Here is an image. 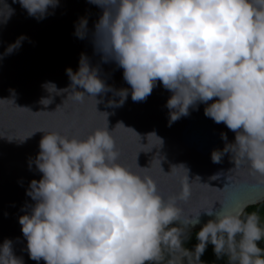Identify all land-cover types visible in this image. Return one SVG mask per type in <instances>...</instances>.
<instances>
[{
	"label": "clouds",
	"instance_id": "clouds-1",
	"mask_svg": "<svg viewBox=\"0 0 264 264\" xmlns=\"http://www.w3.org/2000/svg\"><path fill=\"white\" fill-rule=\"evenodd\" d=\"M87 2L99 8L98 19L89 28L88 16L80 17L74 35L90 41L100 62L93 65L82 53L78 69H66L68 87L42 84L48 93L39 101L43 106L65 97L54 111L36 112L54 117L48 126L25 136L0 128V138L21 144L43 133L38 154L28 161L29 169L34 165L42 175L30 182L26 195L34 203L25 205L26 214L19 217L27 242L23 250L37 264H204L201 257L210 244L227 264H264L258 244L264 224L248 211L264 202V0ZM18 3L39 22L55 14L60 0ZM9 9L0 23L14 13ZM26 39L18 37L0 59ZM100 63L122 69L130 87L108 85ZM158 85L171 94L165 105L168 126L203 104L206 117L235 134L229 142L222 132L225 146L211 153L213 163L227 155L234 165L223 189L201 183L199 176L190 181L184 164L165 172L159 152L150 166L141 167L139 154L162 148L163 139L152 132L142 144L122 122L110 129L109 113L97 108L103 102L98 96L111 92L106 106L119 108L129 95L134 102L145 101ZM4 102L15 105V92L0 99V113ZM120 128L140 137L134 161L116 134ZM208 189L215 194L208 195ZM202 215L212 219L189 250L185 242ZM0 264H25L10 239L0 244Z\"/></svg>",
	"mask_w": 264,
	"mask_h": 264
},
{
	"label": "water",
	"instance_id": "water-1",
	"mask_svg": "<svg viewBox=\"0 0 264 264\" xmlns=\"http://www.w3.org/2000/svg\"><path fill=\"white\" fill-rule=\"evenodd\" d=\"M8 6L14 13L6 23H0V54L21 35L28 39L22 42L18 51L0 59V99L12 98V91L15 92V105L4 102L5 109L0 113V128L7 134L25 136L48 126L54 118L47 113L36 112L54 111L65 98L57 96L53 104L43 106L39 101L48 93L42 88V84L50 81L57 88L68 87L70 79L66 69L76 71L82 53L90 58L93 65L100 62L90 41L81 40L74 35V25L80 17L87 15L89 28H92L100 10L87 0H60L55 14L38 22L28 16L18 0H0V15L6 17L9 14ZM100 69V76L108 85L115 89L130 87L123 80V70L115 64L100 63ZM170 95L162 85H158L145 101L134 102L129 95L122 107L110 108L106 106L107 101L113 98L109 92L97 97L103 100L97 108L109 113L110 129L122 122L141 137L142 144L147 143L146 137L152 132L163 139L162 148L139 154L138 164L141 167L150 166L151 160L159 152L164 157L162 167L165 172L170 171L172 165L184 164L190 169V181L199 176L201 183L223 189L229 183L226 174L234 165L227 155L221 163H213L211 153L225 146L221 139L222 132L227 133L229 142L234 140L235 134L226 125L217 124L206 117L203 104L199 106V110H190L189 116L168 126L169 110L165 105ZM97 116L102 120L104 114ZM131 129L120 128L116 134L128 146L134 161L140 137ZM42 135L43 133L37 132L22 144L0 138V244L5 239L12 240L15 254L23 257L25 264L37 262L31 260L27 251L23 250L26 249L27 242L21 231L19 217L26 214L22 210L25 205L34 203L26 195L30 182L33 179L39 180L42 175L35 170L34 165L31 170L28 166L29 158L34 159L39 152ZM217 173L223 174L219 179L211 180L210 177ZM207 194L214 195L215 190L208 189ZM221 207L217 201L215 208L219 210ZM209 219L212 217L202 215L201 224L192 230L200 229ZM39 264L45 262L41 260Z\"/></svg>",
	"mask_w": 264,
	"mask_h": 264
},
{
	"label": "trees",
	"instance_id": "trees-1",
	"mask_svg": "<svg viewBox=\"0 0 264 264\" xmlns=\"http://www.w3.org/2000/svg\"><path fill=\"white\" fill-rule=\"evenodd\" d=\"M249 212H256L261 219V223L264 224V202L258 203L256 205H252L249 209ZM200 229L192 230V236L191 239L185 242V247L189 250H192L194 246L198 243L196 240V233ZM259 246L261 248H264V240L258 242ZM201 260L204 262V264H227V258L217 259L213 252V246L208 245L205 253L201 257Z\"/></svg>",
	"mask_w": 264,
	"mask_h": 264
}]
</instances>
